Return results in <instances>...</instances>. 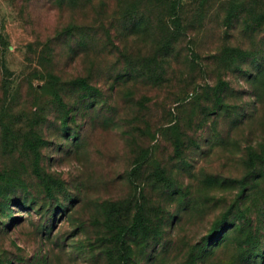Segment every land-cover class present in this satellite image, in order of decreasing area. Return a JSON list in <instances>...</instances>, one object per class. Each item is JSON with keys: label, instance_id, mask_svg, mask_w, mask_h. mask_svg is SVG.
Instances as JSON below:
<instances>
[{"label": "rangeland", "instance_id": "374dc122", "mask_svg": "<svg viewBox=\"0 0 264 264\" xmlns=\"http://www.w3.org/2000/svg\"><path fill=\"white\" fill-rule=\"evenodd\" d=\"M126 1L0 0V264H264V0Z\"/></svg>", "mask_w": 264, "mask_h": 264}, {"label": "trees", "instance_id": "16d2710c", "mask_svg": "<svg viewBox=\"0 0 264 264\" xmlns=\"http://www.w3.org/2000/svg\"><path fill=\"white\" fill-rule=\"evenodd\" d=\"M161 2L162 0H150L149 6H147V8H143L142 10L141 9L142 7H140L141 3L134 2V1L130 3V1L127 0L126 3L123 2L120 4L119 12L117 16L121 20L120 23H123V26L124 28L127 29V31L137 32L141 30L142 26L148 27V25L150 24V19L149 17H147L148 15L146 16V14L148 13V10L154 9V11H157L158 6L161 5ZM169 17L173 18V20H171L172 21L171 22L172 32L169 34H179L180 30L175 27L176 26L175 22H178L177 18H175L174 14L172 15V13L169 14ZM127 23H129V26H127ZM153 61H155V59ZM3 68L4 67H2V64H1V69ZM84 82H82L81 85L84 88H87L90 91H92L93 88L91 86L89 88V86Z\"/></svg>", "mask_w": 264, "mask_h": 264}]
</instances>
